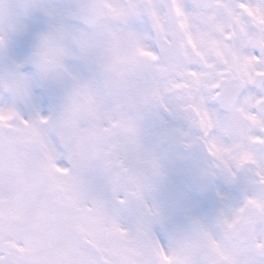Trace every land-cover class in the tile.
<instances>
[{"label":"clouds","instance_id":"1","mask_svg":"<svg viewBox=\"0 0 264 264\" xmlns=\"http://www.w3.org/2000/svg\"><path fill=\"white\" fill-rule=\"evenodd\" d=\"M257 2L0 0V264H264Z\"/></svg>","mask_w":264,"mask_h":264},{"label":"snow or ice","instance_id":"2","mask_svg":"<svg viewBox=\"0 0 264 264\" xmlns=\"http://www.w3.org/2000/svg\"><path fill=\"white\" fill-rule=\"evenodd\" d=\"M240 6H241V8L245 9L246 11L249 10L248 6L246 4L242 3ZM261 9H264V0H258V2H257V10H261ZM176 11H177V14H180V9L179 8H177ZM249 14H251V13H249ZM248 119L251 120L253 125L259 126L261 129H264V122H261L260 120H258L256 116H250V117H248ZM252 142L254 144H264V138L253 137ZM252 161H253V156L250 153H247V152L242 154V156L240 158L241 164H246V163H249V162H252ZM256 174L258 176H260V180L262 182H264V169H261ZM248 203L249 204H253V203H256V201H254L252 199H249ZM257 206L260 207L259 204H257ZM238 220H239V214H237L236 220H234L233 223H236ZM231 226L232 225H229V227H231Z\"/></svg>","mask_w":264,"mask_h":264}]
</instances>
